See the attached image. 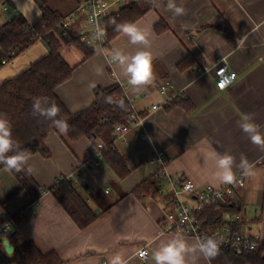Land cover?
<instances>
[{
  "label": "crops",
  "instance_id": "1",
  "mask_svg": "<svg viewBox=\"0 0 264 264\" xmlns=\"http://www.w3.org/2000/svg\"><path fill=\"white\" fill-rule=\"evenodd\" d=\"M8 1L29 24L41 17L34 0ZM46 1L63 17L72 14L77 5V0ZM149 1L154 8L135 22L149 31V50L154 56L155 80L144 90L132 91L118 63L111 62L114 50L135 52L140 47L129 44L123 33L88 59L66 42L70 37L58 41L61 56L74 68L71 79L57 90L71 114L90 109L96 102V89L117 84L126 87L122 88L124 95L132 101L140 122L134 123L123 138L113 137L115 147L126 157L130 174L118 180L104 160L94 166L97 153L93 155L89 139L71 141L59 130L51 132L45 140L51 156H31L26 165L44 191L38 203L34 204L12 173L0 166V224L30 209L10 230L8 239L14 249L29 241L43 254H56L63 264H108L117 253L128 264H153V250L160 240L177 235L162 229L163 217L170 209L164 204L171 192L165 182L164 192L155 197L134 193L145 181L157 178L161 166L150 163L151 159L162 153L167 177L183 176L198 188H221L227 184L215 179V161L210 156L213 150L233 155L237 165L243 155L251 166L250 174L239 167L233 169L235 177L242 176L245 181L236 193L235 207L241 217L237 229L257 237L264 247V150L252 144L239 127L244 116L251 115L264 132V0H176L186 9V15L180 17L167 10V0ZM9 17L0 7V27ZM158 26L162 32L157 31ZM48 52V47L37 41L0 66V86ZM222 59L237 74L235 83L226 90L216 86L215 70ZM182 63L184 69L179 67ZM97 69H101L99 74ZM166 81L172 88L163 95L159 89ZM177 96L187 98L191 109L164 108L168 99ZM61 178L70 182L97 215L85 229H80L57 197L48 192ZM12 233H16L14 237ZM5 240L1 237L0 261L10 259ZM144 247L150 254L147 261L138 256ZM200 264L211 262L201 260Z\"/></svg>",
  "mask_w": 264,
  "mask_h": 264
},
{
  "label": "trees",
  "instance_id": "2",
  "mask_svg": "<svg viewBox=\"0 0 264 264\" xmlns=\"http://www.w3.org/2000/svg\"><path fill=\"white\" fill-rule=\"evenodd\" d=\"M41 10V17L33 24H29L19 13L11 15L7 23L0 27V66L2 60H13L37 41L43 42L48 47V55L39 62L31 65L24 73L14 79H10L0 86V114L5 115L12 124L13 137L17 141V150H26L29 157L41 155L49 158L51 153L45 146V140L51 132L58 129L51 120L39 115H33L32 106L35 98H47L48 104L55 102L60 108L57 117L64 119L70 126L67 133L69 140L77 141L83 138L89 139L93 146V155L97 153V145L103 142L106 149L102 151L104 161L115 173L118 180L126 178L130 174L126 157L114 147L117 126H129L134 123V115L139 116L131 106L120 85L111 86L108 89L95 90V104L88 110L77 114H71L57 95V90L68 82L74 68L69 66L61 56L59 42L54 38L52 31L56 30L62 20V16L49 7L46 0H34ZM154 5L149 0H143L130 5L122 10L116 23L136 22L145 15ZM158 32L163 29L158 26ZM121 32L116 30L115 24L108 26V44ZM66 42L84 52L88 59L99 50H94L84 45L78 37L71 35ZM15 52V56H12ZM184 64H179L184 69ZM123 101L124 107L120 106ZM47 106V105H45ZM171 107L191 109V103L187 98L177 96ZM12 153H9L11 155ZM5 168L3 165H0ZM19 183L21 191L27 192L34 204L38 203L43 189L35 182L27 171L26 166L20 172L9 171ZM160 173V172H159ZM155 178V177H154ZM153 178V179H154ZM163 181L155 178V181L147 180L135 190L137 196H157L162 188ZM53 193L80 229H85L92 224L97 215L88 206L86 200L80 196L76 189L67 180H61L59 185L49 190ZM59 191L61 195H58ZM218 210H221L222 215ZM235 205L229 207L207 209L202 213L207 229H216L225 224L226 214L238 215ZM13 216L15 224L25 218ZM225 216V217H224ZM12 218V217H11ZM235 229L238 227L235 225ZM12 264H63L62 260L54 253L43 254L29 241L14 249L9 256ZM211 264H264V247L258 250L237 256L228 248H220L219 255L210 261Z\"/></svg>",
  "mask_w": 264,
  "mask_h": 264
},
{
  "label": "built area",
  "instance_id": "3",
  "mask_svg": "<svg viewBox=\"0 0 264 264\" xmlns=\"http://www.w3.org/2000/svg\"><path fill=\"white\" fill-rule=\"evenodd\" d=\"M141 1L143 0H77L75 11L70 15L64 16L58 28L52 31L51 34H53L57 41L65 40L74 34L87 47L99 51L104 50L108 46V26H113V21L116 22V19L121 15L123 9ZM0 7L10 16L19 13L17 9L11 8L8 0H0ZM98 31L103 32L101 38H97ZM11 55L15 56V52H12ZM113 61L112 59L111 62ZM9 62V60L4 59L2 64L5 65ZM215 74L216 86L219 90H226L237 80V74L233 71L231 72L225 59L220 61L219 66L215 70ZM225 80H227V85L220 87V83ZM121 87L123 89L126 88L125 86ZM170 88H172V84L166 81L160 85L159 91L161 94L166 95ZM174 98L168 99L163 105L164 108L171 107ZM128 101L133 107L132 101L129 99ZM153 109H157V106L154 105ZM133 118L134 123L140 122L138 116L134 115ZM133 124L129 126H117L115 134L123 138L131 130ZM96 147L97 154L93 162L94 166L97 167L104 160L102 151L106 149V146L103 143H99ZM113 148L117 150L115 145ZM150 163L161 166L157 173V178L162 180L163 184L165 182L171 191L170 196L164 199V204L170 209L166 212L162 220L163 232L171 235L195 238L213 236L221 241L220 248L226 247L231 249L240 257L259 249L260 245L257 237L248 236L241 232L239 228L235 229V225H238L241 219L239 214L235 216L226 214L227 224L216 229H207L204 218L202 217V213L207 209H219L221 207L236 205V193L240 188L245 186V181L242 176L235 177L233 183L221 188L211 186L198 188L183 176L167 177L165 174V164L167 163L162 153H158L157 156L153 157ZM61 180L62 178L57 179L55 184L59 185ZM162 188L159 194L164 192ZM29 210V208L23 210L19 216L23 217ZM15 225L13 218H7L0 224V241L1 237L8 239L10 230ZM138 256L143 261H147L150 257L148 249L145 247L141 248ZM0 264H9V260L4 259L0 261Z\"/></svg>",
  "mask_w": 264,
  "mask_h": 264
},
{
  "label": "clouds",
  "instance_id": "4",
  "mask_svg": "<svg viewBox=\"0 0 264 264\" xmlns=\"http://www.w3.org/2000/svg\"><path fill=\"white\" fill-rule=\"evenodd\" d=\"M166 8L173 17L186 15L183 4H177L176 0H167ZM116 30L127 37L128 43L133 46H140L135 52H125L116 49L112 53V58L118 63L122 77L131 86V90L139 92L152 85L155 80L153 67L154 56L149 50L151 46L150 33L141 28L135 22L116 23ZM103 36L102 31L97 32V38ZM99 74L101 69L96 70ZM227 80L220 83V87H225ZM47 105V106H45ZM120 106L124 107L123 101ZM60 108L55 102L48 104V99L35 98L32 106L33 115H39L51 120L61 134H67L70 126L62 118H57ZM242 132L246 133L252 144L264 150V132H261L260 125L255 124L251 115H245L239 124ZM18 144L13 137L11 121L3 114H0V165L6 171L20 172L28 164L29 156L26 150H17ZM9 153H12L9 155ZM215 161V179L220 183L231 184L235 180L234 166L239 167L250 174L251 166L247 159L241 155L237 165L235 157L227 152L220 154L213 150L210 153ZM31 171L30 167L28 168ZM221 241L213 236L197 237L188 240L182 235L160 240L158 246L153 250V264H200L201 260L210 262L220 253ZM143 255V253H141ZM108 264H128L127 259L122 254H115L110 257Z\"/></svg>",
  "mask_w": 264,
  "mask_h": 264
},
{
  "label": "water",
  "instance_id": "5",
  "mask_svg": "<svg viewBox=\"0 0 264 264\" xmlns=\"http://www.w3.org/2000/svg\"><path fill=\"white\" fill-rule=\"evenodd\" d=\"M96 213H99V211L97 210ZM15 234H16V233H12L10 236H11V237H14ZM4 246H5V248H6V253H7V254H9V255L13 254L14 247L11 246V244H10V242H9V239H6V240L4 241Z\"/></svg>",
  "mask_w": 264,
  "mask_h": 264
},
{
  "label": "rangeland",
  "instance_id": "6",
  "mask_svg": "<svg viewBox=\"0 0 264 264\" xmlns=\"http://www.w3.org/2000/svg\"><path fill=\"white\" fill-rule=\"evenodd\" d=\"M62 18H63V16H62ZM97 211V210H96Z\"/></svg>",
  "mask_w": 264,
  "mask_h": 264
}]
</instances>
